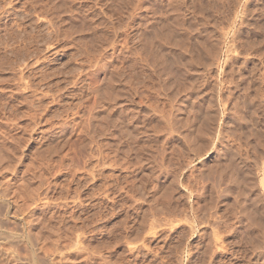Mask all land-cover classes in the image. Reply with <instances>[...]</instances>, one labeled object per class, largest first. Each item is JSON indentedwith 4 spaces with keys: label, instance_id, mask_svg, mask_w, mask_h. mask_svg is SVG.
<instances>
[{
    "label": "rangeland",
    "instance_id": "374dc122",
    "mask_svg": "<svg viewBox=\"0 0 264 264\" xmlns=\"http://www.w3.org/2000/svg\"><path fill=\"white\" fill-rule=\"evenodd\" d=\"M173 12L164 0H0V221L23 239L0 244L15 251L0 264H28L29 250L47 264H264V145L217 100L205 129L188 91L208 97L226 49L203 69L205 91L193 84L202 68L177 61Z\"/></svg>",
    "mask_w": 264,
    "mask_h": 264
},
{
    "label": "bare ground",
    "instance_id": "6f19581e",
    "mask_svg": "<svg viewBox=\"0 0 264 264\" xmlns=\"http://www.w3.org/2000/svg\"><path fill=\"white\" fill-rule=\"evenodd\" d=\"M164 1L166 2L167 6L173 7V11H175V12H173L172 15H174V13L176 14V15H174L176 17L174 18V16H173L174 19L171 20V21H174V23L172 22L173 25L175 24L174 25L175 28H173V29H175L176 35H177V39H176L177 41L175 40V42H176V48L178 49V54H176V57L179 58V60H177V59L176 60L179 61V62L182 61V64L180 66L186 65V66H188V67H190L192 69L191 71H188L189 72L188 74H190V72H193V71H196V70H200L199 68L197 69V67H201L202 68V70L200 72H202L203 69H204V71H208V72L210 71V73L212 74V72L214 71V70L212 71V69L216 68V67L213 68L215 58L217 60V58L221 54V49H223L224 47L226 49V50H224L225 56H223V57H225V60H224L225 71L222 69L223 70V75L222 74H221L222 76L220 75L221 76V81H219V83H216L215 79H213L212 81L214 83L212 82V84L208 85V87H207L209 89L208 93H210V94H208L207 98L203 97L204 94L203 95H202V93L200 94V90L198 88H197L199 90V91L197 90L198 92L197 91L195 92L193 90L191 91L192 88L189 90L187 87H189L190 84H189V86L187 84V87L185 85V88H182V89H184L186 91L189 90L188 91L189 92L188 94L190 95L189 97H191L193 101H194V98L196 100L198 98L199 101H203V103H204L205 107L203 106V113H202L203 115L202 114H198V115H200L199 117H202L203 123L205 124V126L207 128H205V126L203 128L199 127V125H200L199 123H201L202 121L199 120L197 118V116L196 117L194 116L195 118H197V120L200 121V122L198 121L199 123L197 122L198 126L196 125L197 128H199V129H197V131L198 130L201 131L204 128L209 130L208 132H210L212 130V128L211 129H208V128L212 127V123H213V120H214L215 117H216L215 119L219 118L216 115H218V116L220 115L218 113H216V115H215V112H217V111H215V109L218 107V106H216L217 102H215L217 100L219 102H222L221 104H223V108L227 106L225 108L227 116L229 114H231V113L234 114V117H232V121H233V119L235 120V117H236V118H238V120L241 123H243L245 125L243 128H245V127L248 128V129L246 128L244 131L241 130V133L242 132L244 133L246 130H247V132L249 131L248 133H250L254 138L258 139L256 141H260L261 144L263 143L262 145H264V141H262L263 138H264V0H249L246 3V5H244V7H241V5H240V7L243 10H242V12H240L241 15L239 16V20H238L239 22H238L237 26L235 25V21H236L235 19L237 17L236 16L237 15L236 11H237V4L239 2L238 0H164ZM244 1H246V0H244ZM171 10H172V8H171ZM233 25H234L235 29H232ZM171 26H172V24H171ZM230 32L232 33L230 35V38H229L230 40L225 43L226 38L228 36L227 34L230 33ZM236 41L238 42V45L236 47L235 46L233 47V43L236 42ZM175 42H174V44H175ZM230 43H231L232 46H230ZM143 45L145 46V42L143 43ZM221 45H222V47H221ZM186 66H185V68H187ZM185 68H184V70H185ZM179 69H180V67H179ZM222 70H220V71L222 72ZM168 71H170V70H168ZM181 71H183V69ZM204 71L202 72V74L200 72H199V74H197L198 73L197 71H196V73L194 72V74H197V75H195V78H193V76H190L191 78H193V80L195 79L194 81L189 80L188 78H186V79H188V81H192V83L196 81V84L200 85L201 83H203L205 81V79L207 77V74H205ZM165 74H167V73L164 72V75ZM182 74H184V72H182ZM211 74L209 76H211ZM181 76H183V75H181ZM168 77H166V78H168ZM208 79H209V77L207 78L206 82L209 81ZM184 83H185V81H184ZM181 86L183 87V84ZM194 86L195 85H193V88H194ZM195 87H197V86H195ZM199 87H204V89H202L204 91L206 89L205 86H201L200 85ZM181 90H177V91L180 92L179 96H180V94L182 92H185L184 90L181 92ZM207 91L203 92V93L207 94ZM183 94H181V95H183ZM186 96H188V95L186 94ZM186 96L183 95V97H186ZM191 98L189 100H191ZM181 99H182V96H181ZM184 99L188 100L187 97L184 98ZM185 104H186V102H185ZM188 104L190 105L189 102H188ZM193 104H192V107H193ZM195 105L196 106H194V108H196V110H198L197 107H198V105L200 106V104L197 103ZM215 106H216V108H215ZM198 108H200V107H198ZM180 111H182V109ZM191 111H193V110H191ZM200 112H202V110ZM218 112H220V111L218 110ZM197 113L195 112L194 115L197 114ZM226 114H221V115L225 116ZM191 116H192V114H191ZM191 121L193 122L192 119H191ZM218 121H219V119H218ZM230 121L231 120H229V122ZM216 122L217 121L214 122L215 124H213L214 125L213 128L215 127ZM235 122H236V120H235ZM192 124L195 125L196 123L194 122ZM204 124H201V125L203 126ZM236 124H237V122H236ZM196 126H194V127L196 128ZM223 126H224V124H223ZM225 126H226V124H225ZM189 127H190V125H189ZM215 128H214V130H215ZM221 128H223L222 125H221ZM226 128L224 130H227ZM191 129L190 130L188 129V131L191 132ZM239 129H241V127H239ZM212 131H211V133H212ZM206 132L207 131H205V133ZM221 132H222L221 135H223V131H221ZM247 132H245V133L247 134ZM196 133L197 132L195 131L194 132L195 135L193 134V139L196 138L195 137L196 135H198V137L200 135H202L200 133H198V134H196ZM205 133H203V134H205ZM211 133H210V136H213V135H211ZM224 133H226V131ZM207 134H208L209 138L207 137ZM207 134L205 135V137H204V135H202L203 137L200 136V138L205 139L207 137L208 139H212L209 136V133H207ZM213 134H215V133L213 132ZM250 134H248V135H250ZM189 135H190V133H189ZM191 135H192V133H191ZM237 135L238 136L236 137V139L238 138V140H239L240 139L239 136L241 134H237ZM223 136L225 137V135H223ZM245 136H246V138H245ZM245 136H242V138L244 137V139H242V140L247 139V137H252V136H247V135H245ZM224 137H222L223 140H225ZM193 139H192V141H193ZM218 140H219V138H218ZM220 140H222V139L220 138ZM227 140L225 142H226V144L227 143L229 144V142H227ZM238 140H236V141H238ZM245 141H247V140H245ZM208 142H211V140L208 141ZM208 142H205V143H207V146L210 144ZM217 142H220V141H217ZM223 142L224 141H222L221 145H224ZM240 142H241V140H240ZM240 142L239 143L237 142V143L240 145L241 144ZM201 143L204 144V141L201 142ZM242 143L244 145L245 142H242ZM246 143H247V145H246L247 147L250 146L251 148H253L254 147L253 145L255 144V141L253 142V145L251 144L252 146L249 145L250 142H246ZM233 144H235L234 147L236 148V143H233ZM239 145H238V149L241 146V145L240 146ZM225 146H227V145H225ZM230 146H232V145H230ZM261 147H262V149H264L263 146H261ZM221 148H222V146H221ZM226 148L229 149L230 147L228 146ZM233 148L229 149V150H227V152H225V153H227V156H229V158L227 157L228 159L226 158V154L225 153H224L225 154L224 156H225V158L227 160L230 161L229 163H231V161L233 162L231 164L232 165L231 166L232 167L231 171H232L233 175L235 173L237 175L239 173V171H240V170L238 171L237 170L238 167H236L238 165V163H236L237 165L236 164L233 165V164L235 163L234 162L235 161L234 160L235 156L237 154H238V156L240 155L239 154V150L240 149L236 150L235 148L234 149ZM224 149L225 148H223V150H222L223 152L226 151V149L225 150ZM202 150H205V149L203 148ZM241 151H242V149H241ZM195 152H194V154L199 155L197 152L196 153ZM261 152H264V151H261ZM250 153H252V152H250ZM242 154H244V153L242 152ZM239 157H238V160L240 159ZM241 157L244 158L243 155ZM245 159H246V156H245ZM249 161H247V162H249ZM262 161L260 163H262ZM243 162H244V159L242 160V164H243ZM257 162L259 163V160ZM258 163L256 165H259ZM247 165L249 166V164H247ZM233 166H235L234 170L236 168L235 171H238V173L235 172V171L233 173ZM240 166H242V165H240ZM240 166H239V168H240ZM250 170H249V172L252 171V170L251 171ZM241 171H242V169H241ZM249 172H247V174H249ZM242 173H244V172H242ZM242 173H240V174H242ZM252 173H254V172H252ZM252 173L250 175L253 177L254 175H252ZM244 175H246V174H242V176H244ZM250 175L249 176L246 175L245 177L249 178V177H251ZM242 176H241V178H239L240 176L237 177V179H242L243 178V179L246 180V178H244ZM233 177L236 179L235 175ZM251 178H249V179H251ZM231 179H233V178H231ZM235 179L233 180V182H237ZM262 180H263V177L260 180V182ZM249 182H250V180H249ZM252 182L253 181H251L250 183H252ZM262 186H263V183H262ZM243 191H245V189H243ZM3 192H5V190H3ZM2 194H5V193H2ZM2 196H4V195H2ZM238 200H240V199H238ZM242 211H244V209ZM255 218H257V217H255ZM8 220H6V221H8ZM259 220L257 219L255 224ZM260 223H259V226L256 224L258 230H259V227L261 226ZM262 223H263V221H262ZM2 224L3 223H1V221H0V244H3V243L7 242L9 245L10 244L11 245L12 244L15 245V243L19 244L20 243L19 241L23 242L22 237L16 231L15 232H8L7 229H6L7 231L4 229L5 228V227H3L4 224L3 225ZM5 226H7V225H5ZM260 228H261V231L264 230V229L262 230V226ZM8 244H7V246H8ZM10 246H8V247H10ZM21 248H24V246L21 247ZM13 250H15V249H13ZM10 251L12 253H7L8 254L7 255L6 253H4L3 249H0V254L2 253L4 256H7V257L9 255H11V257H12V254L14 256L15 253H13V252H15V251H12V250H10ZM25 251H27V250H25ZM5 252H7V251H5ZM43 253H44V251H43ZM27 254H28V256H27V258L25 257V261L28 264H47L48 263V262L45 263L44 262L45 259L43 260L42 258L41 259L43 261L40 260L41 261L40 262L39 258H37V255L35 254V251L33 253H30V250H29V253H27ZM22 257L23 256H21L19 258H22ZM6 258H5V260H6ZM8 259H10V257L7 258V260H6L7 262L8 261L10 262V260L14 259V258H11L10 260H8ZM15 259H14V262L17 261L18 263L21 260V259L19 260L18 257L15 258ZM22 260H23V258H22ZM0 262H2V261H0ZM5 264H7V263L5 262Z\"/></svg>",
    "mask_w": 264,
    "mask_h": 264
}]
</instances>
